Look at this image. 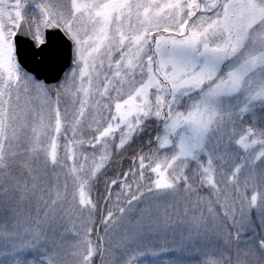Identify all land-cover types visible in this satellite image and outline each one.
Masks as SVG:
<instances>
[{"label":"snow or ice","instance_id":"obj_1","mask_svg":"<svg viewBox=\"0 0 264 264\" xmlns=\"http://www.w3.org/2000/svg\"><path fill=\"white\" fill-rule=\"evenodd\" d=\"M0 264H264V0H0Z\"/></svg>","mask_w":264,"mask_h":264}]
</instances>
